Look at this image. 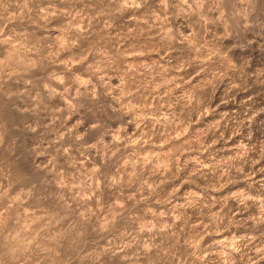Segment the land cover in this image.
<instances>
[{"label": "clouds", "instance_id": "9594fccd", "mask_svg": "<svg viewBox=\"0 0 264 264\" xmlns=\"http://www.w3.org/2000/svg\"><path fill=\"white\" fill-rule=\"evenodd\" d=\"M0 264H264V0H0Z\"/></svg>", "mask_w": 264, "mask_h": 264}]
</instances>
